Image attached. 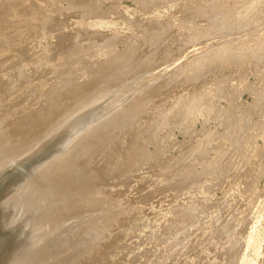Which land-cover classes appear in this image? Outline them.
<instances>
[{
	"label": "rangeland",
	"instance_id": "1",
	"mask_svg": "<svg viewBox=\"0 0 264 264\" xmlns=\"http://www.w3.org/2000/svg\"><path fill=\"white\" fill-rule=\"evenodd\" d=\"M36 1L39 3V5L42 4V9L45 8V10H42L44 13L42 15L44 16H39V13L35 12L33 14L21 12L20 9L19 11H16L13 7H11V9H8V11L0 16V31L3 32V34L2 32L0 33L2 35V37L0 38L2 39L0 40V79L2 80L0 81V86L4 84V81L6 84V80L4 79L3 74L7 73V71L5 70L7 69L6 67L9 66V64L8 66H6L8 61L10 63L14 61V58L12 59L13 55L16 54L14 55L15 60L16 57H21L20 52L22 51V48L27 44H29L27 48L31 47L30 49H32V51L27 54V56H24L28 57L29 55V59H25L28 60L29 63L27 62V64H23L25 68L22 67L23 65L21 67L19 66L22 70H20L19 68L20 71H18L17 73L18 76L20 75L19 78L21 79V83L19 82V86L23 84V80L25 82L23 84L24 86L22 85L21 87H19L17 84L9 85L14 88H9L12 89L13 95L17 89L19 90L15 93V98L18 99L14 98L15 101L10 103L5 100L6 103L4 104V99L3 102L1 101V99L3 98V96H1L3 95V92L2 89H0V116L3 114V110L4 113L11 107L16 110L19 103V107L21 106V109H23L22 107L25 108L26 105L27 107H29H26L27 110L26 108L23 109L25 112L28 111L30 107L32 108V111H30L33 112L38 109V106L39 108L41 106L42 110H44V107H47L48 102L53 100L52 95L53 98H55L57 101H60L58 100V96L60 97L64 94H67L66 92L61 93V91H64V89L66 90L67 87L62 89V86H58L60 88L58 89L54 85L52 88L51 85L57 81H61V83L63 81L65 82L67 77L71 78H68V83L66 81L64 85L68 86L66 84L69 83V85H73V76L71 75H74L73 72H76V70H81V67H84V70L86 68L87 70L90 69L92 71L95 69L94 71L98 70V72H100L102 68H106L104 69V71L102 69V71L105 75H107L105 72H108V70L111 71V68L108 67L113 64H124L130 61L132 58H134L135 60L137 56H141L140 54H142L143 57L141 56V58L139 57V59L145 61H147L148 58L152 57L154 53H156L155 55L157 56L160 55V52L153 48L154 44L155 46H157L156 48H158V46L160 48V45H158L160 42L171 40L168 44L173 45L174 42L172 40H174L177 34V38L179 40L194 38L193 40H196V43L202 41L203 39H206L207 41L204 40L203 44L196 47L195 51L193 50L191 53H188V57H183V59H181L180 61L175 62L177 64H173V66L171 65L170 67H168V69L166 68L161 70L160 67V69L157 68L158 70H156V67L152 66V62H156L158 60L163 61L164 54H162V56L158 58L155 57V60L156 58L158 59L156 61H153L154 58L152 59L151 66L152 68H155L153 70L150 69L149 62H146L143 67L145 68V66L149 64V68L147 66L146 68L148 69L145 68V71L142 67L143 69L141 68L142 71L139 72V75L141 76L142 73V75L150 78H147V84H150V82L152 81V77L154 80L158 81L160 80V77H162V79L167 78L168 74V80H164L165 83H167L171 77L170 75H174L173 73L169 74L173 71L174 68L179 67V64L185 61V59H189L191 57L192 59H194L201 56V54L203 55V53L210 54L203 55L204 57L209 56V58L205 57L207 59L206 60L203 59V56H201V61H198V63L196 62V65L199 66V68L192 74V76L194 75L195 78L199 77L204 79L206 78L204 75L206 70H208V72H212L216 69L213 72L211 82L208 84L207 89L205 88L201 94V96L203 97L199 98L202 100L201 103L198 102V94H195L189 90L188 87L191 85L190 83L189 85H184V83H182L181 86L178 85V83L181 82V80H178L180 79L179 77L177 79L178 82L175 81L173 82L174 84L171 82L172 86H165L166 90L165 87H163L164 81L162 82L163 84L161 82V84L159 83L160 87L159 85L157 86V83L159 81L154 82L155 84H153V86L156 85L154 86V88L156 89L157 87H159L155 90L152 86V89H154V93L155 91L157 93L160 91L158 93L160 95H166V93H170L166 96L164 95V98L170 96V98H168L167 100L165 99L164 102L167 101L166 103L168 104L172 101V105H170L169 103V105L166 106L163 103L162 106L158 108V111L163 112L161 113V115L164 118L160 117V126L159 124L156 125L157 127L155 126V131H158H156L155 133V135H157V138L155 136H148L145 131L146 126H143L139 123L134 124L133 126L135 127L133 129L138 130L137 132L140 131V136L141 134H143L141 138L142 141L144 140L145 142L140 141L139 146L143 147L144 145H148L147 151L144 148L145 146L143 147V151L146 152L143 155L146 157L145 160L147 161L142 160L144 163L142 161L139 162L136 158V161L132 164V160H130L131 162L126 161L128 162L127 164H129L130 162L132 166H123L122 164L118 165V162L116 165L117 167H115V169L113 168V178L109 180L108 183L103 185L105 199L107 198L106 196H108L106 202L108 203L110 199V202L115 204L114 206H117L118 208H116L118 210L117 211L113 206V208L117 211V213L115 210L113 212V217L115 215L114 218H110L111 220H107L105 217L102 218L100 216L101 211L97 210L99 213H95L96 217L94 214H92L93 216L89 214L90 216H92V220L95 223L97 222L95 225L92 224V220H87L90 217L89 215L88 217L84 215L82 218L87 220V223L84 221V223L81 222L82 219L81 221L77 220L80 222H78L79 224H77L79 229L76 228L77 225L76 227L75 225L72 227L77 231V233L74 229L73 232H70L72 228L68 230V232H70L69 237L72 236L71 239L66 238V240L68 239L69 241L68 243H70V241L71 243L74 242L73 238H78L76 240V243L78 242V245H80L81 243L83 244V247L81 249L76 248V251L79 250L78 252H81L79 253V255H75L77 257H73L74 259L77 258L78 261H75L72 258V260H74L73 263L264 264V0H256V3L255 0H206V2L205 0H143L145 3H143L142 0ZM80 3H82L83 8L86 5L85 7H87L88 9L91 6L90 3H98L97 7L99 9L97 8V10H100L98 11V14L101 13L103 9L106 10L105 12L107 13L102 12L101 14H105H103L102 16L100 14L95 15L94 10L96 11V13L97 10L96 6L94 5L96 4L91 6V8H95H92L93 11L89 9V12H87V8H82L83 11H81V9H78L77 6V4ZM202 3L204 4V6ZM216 3H220L222 7H216ZM74 5L79 11H75L76 9ZM99 5L101 8H103L102 10ZM200 5L201 7H203L200 8ZM47 7L49 8L48 11H50V8H54V10L52 9L53 11L51 10L50 12H47ZM196 7H199L197 8L199 9V13L203 11L202 14L204 13L203 15L205 17L201 18V16L203 15L194 12ZM226 7H228L230 10ZM210 9H212L211 11L213 12L208 11ZM222 9L226 10L223 11ZM80 11L83 12L85 16H83V14L81 16ZM226 11L227 13L225 14L224 12ZM77 12H79L80 16ZM92 12H94V15ZM50 14L52 17L50 16ZM223 14L225 16H223ZM227 14L229 15V17H227ZM46 16L50 17L45 19V21L47 20L48 22H51V19L54 20V18H57V23H59V29H57L60 31L61 26H63L65 28L62 27L61 30L65 31V35L68 36L70 34L67 38L64 33L62 34V32L60 31L61 35L65 36H63V39L65 38L64 40H66L67 38V42L69 41L68 43L66 42L65 45L68 47L65 46L63 48V53H57L58 50H62V48L58 47L59 45H61L60 42L64 41L61 40V38L56 37V35H58V31L53 30L55 31L53 32L51 29H47V26L44 27L43 25H40L42 24V20L46 18ZM103 16H106L105 19ZM225 17L227 18L225 19ZM78 19L79 21L82 19V21L79 22ZM94 20H98L99 23L98 21L96 22ZM62 21H66V25L62 24ZM60 24L62 25L60 26ZM69 25L70 28L68 27ZM88 25L90 26V29ZM78 27H80V31L77 29ZM87 27L88 30L91 31L94 30L101 33L105 31L107 32V34H109L108 36L104 33L101 38H99L100 36L91 38L93 39L94 43V41L97 42V38H99V40L101 41L106 35L107 38L105 37V39L101 41L102 44L100 43L102 47L98 44L100 47L99 49L98 45H94L99 41L97 43L95 42L94 44L92 43L95 46L94 48V46L91 44L92 40L90 38L87 39V36H98L101 33H97L95 35V32H91L90 34L86 32L88 31ZM160 27L161 32H158L157 30ZM7 28L9 31L7 30ZM81 28L82 30L86 29V31H84L88 33V35L83 32ZM76 29L78 30L77 32ZM162 29L167 30L163 32ZM183 31L184 34L182 33ZM195 31H197V33H195ZM75 33L76 36L78 34L80 35V33L81 35H78L79 37H75ZM158 33L161 34L158 35ZM193 33H195L194 36ZM171 35L174 36L173 39ZM206 35L209 37V39L206 38ZM3 36L8 38L9 40H4ZM29 37H34L35 39H29ZM26 39L28 41H26ZM37 41L40 43V45ZM25 42L26 44H23ZM63 43L64 42H62V44ZM57 44L58 46H56ZM126 44L127 46H125ZM147 44L150 47H148ZM186 44H188V41L186 42ZM42 45L43 48H41ZM163 45L165 44L162 43L161 46L166 47V45ZM206 47L209 49H207ZM27 48H25V50ZM139 48L143 49L144 51H139ZM162 50L164 51V49ZM34 52H36V54ZM90 52L91 54L93 53V57L91 54H89ZM137 52H139V54ZM158 52L159 54H157ZM32 53H34V55ZM117 53L122 54L117 57ZM31 54L33 55V57L31 56ZM113 54L116 55V57H114ZM23 55L26 54L22 53V56ZM89 55L91 58L89 57ZM72 56L74 58H72ZM120 56L122 57L121 60L119 59ZM75 57L76 60L80 58V61H77L79 65L82 64L81 61L86 63L88 60L89 64L83 63L79 67L77 62L74 61ZM34 58L35 60H37L35 61ZM31 59L34 62H32ZM112 59L114 61H112ZM115 59H118V61H116ZM123 60L125 61L122 62ZM202 60L206 62L203 63ZM71 61L75 63L73 64ZM108 61L116 62L111 64ZM64 62H67L68 64H65ZM96 62L98 63V65ZM178 62L180 63L178 64ZM199 62H202L203 64H200ZM159 63L163 62H156V65H160ZM132 64L129 65V69H135L139 66L138 63L136 65L134 64L135 67H133ZM83 65L89 66V68ZM201 65H203L202 68ZM99 67L102 68L100 69ZM203 67H205L206 70ZM66 70L68 71V73L66 72ZM155 70L158 72H156ZM37 71L39 72L37 73ZM92 71H90V73H92ZM144 71L146 73L143 74ZM66 74L67 76H65ZM59 75H62V78H64V75L66 79L64 78L65 80H57L58 77L61 78V76ZM165 75L167 77H165ZM196 75L198 76L196 77ZM75 76L77 77V75ZM184 76L185 73H183L181 77ZM210 77L211 76L207 78ZM70 79L72 82L70 81ZM78 79L79 81H83L82 79L84 78L81 77ZM75 80L76 79H74V81ZM176 82L177 86L175 85ZM57 83L59 84V82ZM47 84L51 85L48 86ZM170 88L171 90L173 89V92L171 91L172 93L169 90ZM24 89L27 90L25 91ZM47 89L51 93L49 92V95H44V93L48 91ZM74 91L76 92L75 89ZM142 91L145 92L144 89ZM164 91H166V93ZM22 92L23 94L21 95ZM67 92L70 93H68V96L70 95L68 97V101H66L67 99L63 101L64 103L68 104V102L70 101L73 102L74 97H72V95L75 96V93H71L73 92L71 89H68ZM176 92H179L177 93L179 95L175 94L173 96V93ZM77 93L80 94L81 92L79 93V91H77ZM18 94L20 95L18 96ZM171 95L173 97H171ZM6 98L7 97H5V99ZM169 99L171 101H168ZM19 101H21L22 103H26V105L21 104V102ZM57 101H55L54 104L57 105L62 102L60 101L58 103ZM37 102H39L40 105ZM15 104L17 107L15 106ZM60 105L64 104L61 103ZM164 105L166 106V108H168L165 109ZM181 105L184 106L183 109L181 108ZM179 108H181L182 111ZM21 109L19 108L17 110ZM17 110L16 112L18 114L16 116H19L18 120L20 122L25 117V113L22 112L23 110L21 112ZM27 113H29V111ZM176 114H178V117L176 116ZM174 115L177 118L176 121L173 120L175 119ZM56 118L57 116L53 120L52 118L47 119H49L50 122H48L52 124L56 121ZM31 128L33 131L28 134L29 137L27 136L21 139V141L19 138H17L18 140L16 139V141L18 143L14 141V138V140H11L12 142L10 141L9 143L14 144L15 142V144H19V142H21L20 144L26 145L27 142L22 143V140L25 141V139L27 138L26 141H28L29 139L39 138V135H41L42 133H40L39 130L36 131L37 128L33 129V125L31 126ZM142 132H144L145 134ZM120 133L118 134V137L121 136ZM20 134L25 135L23 131ZM126 139V135L121 136L118 147H116L117 153H119L118 155H120V153L122 154L126 151H130L132 152V155L134 157L133 152L137 151L138 146L135 144L130 147V145H127L129 144V142H127L128 140ZM152 140H156V142L160 140L162 147L158 148L159 152L161 153L160 150L161 148L163 149L162 154H160V158L162 159L158 161L159 164L156 162L157 165H153L155 164L154 161H152L154 159L150 160L149 158H147L149 156L147 153L148 151L156 150L154 144L151 145ZM104 143L101 142L100 144H97L99 146H97L96 144L92 146L89 145V151L87 150L88 154H85L84 156L86 161L91 160L90 158H94L92 160L93 162H91V166L88 165L90 166L89 168L92 167V169L95 167V170L93 169L94 171H96L97 166L101 167L102 164L104 165L107 163L105 160L108 157V146H105ZM187 151L190 154L186 158L185 152ZM31 160H34L33 157H31V159H28V161ZM104 161L106 163H104ZM167 162L170 163L168 164ZM96 163H98L97 166ZM134 165L136 168L133 167ZM18 167L19 165L13 164L10 165V167L8 166L7 169L0 173V189L5 184L7 178L12 175L18 169ZM119 167L120 169L124 167L125 171H119ZM89 168L87 169L90 170ZM132 168L135 170L133 171ZM188 168H191L189 169L190 171L188 170ZM127 169H130L131 171ZM155 169H158V172ZM178 169H180V171H178ZM175 170L179 175L175 173ZM135 176L138 177L136 178ZM124 181L125 183H127L125 184ZM92 186H94V184H92ZM122 192H124V194H121ZM107 193L111 194L109 195ZM109 196H111L112 198H109ZM131 198L133 199V201L131 200ZM139 199L140 201H138ZM87 212L89 213V211ZM83 213L85 214L86 212ZM84 217H86L87 219ZM99 220L100 222L98 223ZM89 221L92 222V225L89 223ZM80 224L82 227H86H83L82 229V227L80 228ZM78 232L80 233L78 234ZM73 233L74 236L72 235ZM75 233L82 236L77 237L75 236ZM83 235L85 238H83ZM78 240H80V242H83L79 243ZM90 242L92 244H89ZM93 244L96 247H94ZM98 245L99 249H102H97ZM87 246L89 247L87 249H90L91 251L84 249V247ZM82 249L85 251H83ZM92 249H94V252L95 250H99L101 252L100 253L98 251L100 255L96 251L97 254L94 257L91 256V254L93 253ZM86 251L87 253L89 252L88 255L86 254ZM80 254L83 255L81 256ZM94 254L95 253H93L92 255ZM88 256H91L90 259H93L91 261L90 259L87 260L89 258Z\"/></svg>",
	"mask_w": 264,
	"mask_h": 264
},
{
	"label": "bare ground",
	"instance_id": "2",
	"mask_svg": "<svg viewBox=\"0 0 264 264\" xmlns=\"http://www.w3.org/2000/svg\"><path fill=\"white\" fill-rule=\"evenodd\" d=\"M205 2H206V0H205ZM205 2H203V3H205ZM256 2L257 1L255 0V3ZM143 3H145V2L143 1ZM208 3H209V1H208ZM46 4H48V3H46ZM87 4H89V3H87ZM94 4H96V5H94ZM94 4L90 3L91 6L92 5L96 6V10H97V8H98L97 4L98 3H94ZM41 5H39V3L36 0H0V8H1L0 9V16H2V14H4L6 11H8V9H11V7H13L16 11H19V9H20L21 12H27V13H32V14L34 12L35 13H39L38 15L40 16V15L44 14L42 10H45V8L42 9L43 6L41 7ZM206 5H207V3H206ZM215 5H216V7L219 6V8L222 7V5H220V3H216ZM51 6H49V7H51ZM77 6H78V9H81V11H83L82 10V8H83L82 3L77 4ZM85 6H84V8L86 9L87 7H85ZM87 6H89V5H87ZM91 6H90L89 9H91L93 11L92 8H94V7L91 8ZM203 6H204V4H203ZM72 7H71V9H72ZM74 7L76 9L75 5H74ZM99 7H100V5H99ZM202 7L200 5V8H202ZM197 8H199V7H196L194 12L199 13L198 12L199 9H197ZM219 8H217V9H219ZM226 8L229 9L228 7H226ZM2 9H3V11H2ZM52 9L54 10V8H52ZM52 9L50 8V11ZM78 9H76L75 11H79ZM89 9H88V11L87 10H85V11L89 12ZM102 9L103 8H101V10ZM48 10H49V8L47 7L46 11L50 12ZM103 10H102V12L107 13V12H105L106 10H104V11ZM211 10L212 9H210L208 11L213 12ZM222 10L224 11L226 9H222ZM98 11H100V10H97V13H96V11L94 10L95 15H99L100 14L102 16L104 14V13L101 14L102 12L98 14ZM231 11H232V9H231ZM94 12H92L93 15H94ZM202 12L199 13V14L203 15L204 13L202 14ZM77 13L79 15V12H77ZM84 13H86V12H84ZM224 13L226 14L227 11L224 12ZM80 14L82 16L83 12H81ZM42 16H44V15H42ZM50 16H51V14H50ZM83 16H85V14H83ZM223 16H225V15L223 14ZM48 17L49 16H46V18H44L42 20V24H40V25H43L44 27L47 26V29H51L52 31L53 30L58 31V35H56V37L57 38L59 37V38H61V40H64L65 38L63 39V36L65 35V33H64L65 31L61 30V28L63 27L61 25L65 24L66 21L65 22L62 21V24H60V26H61L60 31L62 32V34L64 33V35H61V32L58 30L59 29V25H58L59 23H57V18L56 19L54 18V20L51 19L52 20L51 22H48L47 20L45 21V19H47ZM103 17L105 19L106 16H103ZM202 17H205V16L203 15V16H201V18ZM227 17H229L228 14H227ZM227 17H225V19ZM55 20H56V22H55ZM78 21H79V19H78ZM81 21H82V19L79 22H81ZM94 21H96V20H94ZM98 23H99V21H98ZM94 24H96V23H94ZM197 24H198V21H197ZM6 25H7V23H6ZM81 25H82V23H81ZM181 26H180V28H181ZM184 26H186V25H184ZM194 26H196V25H194ZM68 27L70 28V25ZM63 28H65V27H63ZM162 28H164V27H162ZM190 28H192V27H190ZM77 29L80 31V27H78ZM77 29H76V32L78 31ZM89 29H90V26H89ZM167 29H165V30L162 29V31L164 32ZM7 30H8V28H7ZM81 30H82V28H81ZM84 30L86 31V29H84ZM84 30H82V31L85 32ZM87 30H88V27H87ZM160 30H161V27L157 31L161 32ZM8 31H6V32H8ZM197 31H195V33H197ZM1 32L2 31H0V33ZM53 32H55V31H53ZM83 32H81V33H83ZM86 32H88L90 34H91V32H93V33L95 32V35L97 33H101V32H96L94 30H92V31L88 30ZM151 32H153V31H151ZM151 32H149V33H151ZM81 33H80V35H81ZM88 33H86V34L88 35ZM104 33L109 36V34H107V32H105V31L103 33H101L102 35L101 34L98 35V36L97 35L96 36L93 35L91 37H89L87 35L86 36L88 37L87 39H89V38L91 39V38L99 37V36H100L99 38H101V36H103ZM154 33H157V32H154ZM182 33L184 34V31ZM195 33H193V36H194ZM2 34H3V32H2ZM159 34H161V33H158V35ZM69 35L68 36L65 35V36L68 38ZM78 35L76 36V33H75L74 36L75 37H79L80 35L79 36ZM82 35H85V34H82ZM106 35L103 37V39L101 41H103L105 39ZM110 35H111V33H110ZM1 37H2V35L0 34V38ZM31 37H29V39ZM173 37L174 36H172V39H173ZM177 37H178V34L176 35L174 40H172L174 42L173 45L172 44H168L171 40L170 41L169 40L168 41L167 40H165V41L163 40L164 42H160L158 44V45H160V48H159V46H158V48H156L157 46H155V44H154L153 48L156 49L157 51H159L160 55L157 56V55H155L156 53H154V55H152V57L149 56L150 58H148L147 61L139 59V57L141 58L142 54H140L141 56H137L136 55L137 57L135 58V60H134V58H132L131 60L129 59L130 61H128V62H126L124 64H120L119 63V65L118 64L111 65L112 63H115L116 61H118V59H115L116 60L115 62H111V61L109 62L108 61L109 63H111L110 64L111 66L108 67V68H111V71H109L108 68H107V70L109 72V73L105 72L107 75H105L104 72H103L104 69H106V68L103 69L101 67L103 69V71H102V69L99 67L102 72L101 71L98 72V70L94 71L95 69L93 71L90 70V69L87 70V68L84 70V67H81V70L80 69H79V71L76 70V72H78V73L73 72L75 70L72 71L74 73V75L73 74L71 75V76H73V80H72L73 81V85L72 84L69 85L70 83L66 84L68 86H65L64 84H65L66 81L68 83V80H69L68 78H71V77H67V79H66L65 76H67V74L65 76L63 75V77L66 79L65 82L63 81L64 83L63 82L61 83V81H57V82H59V84H60L59 85L57 82L52 81V82H55L56 84L55 83L54 84L51 83L52 85L49 84V85L52 86V88H53V85L56 88H58V89H60L58 86H62V89L67 87L66 90L64 89V91H61V93H63V92L65 93L66 92L67 94L66 95L65 94L64 95L61 94L63 96H60V97L58 96V98H59L58 100H60L62 102L57 101L55 98H53V95H52V99L53 100L48 102V105H47L46 108L44 107V110H42L41 106H40V108L38 106V109H36L38 111L35 110V111L31 112L32 108L30 107V109L28 110L29 113H27L28 111L25 112L23 110V109H25L27 107L26 103H22L21 101H19V102H21V104H25L26 105L25 108L22 107L23 109H21V106L19 107V105H20V103H19L18 107L21 110H17L19 108L15 104V106L17 107L16 108L17 111L21 112L23 110L22 112L25 113L24 114L25 117L23 116L24 118L20 122L18 120L19 116H16L18 113L16 112L15 109H13L11 107L10 109L7 110V108H6L7 111L5 110L6 111L5 113H4V110H3V114L0 116V173H2V171L7 169L8 166L10 167V165H13V164L19 165V167L12 175L9 174L10 176L7 178L5 184L0 189V264H70V263H73L74 260L75 261L77 260V258L74 259L73 257L76 254L79 255V253L81 252V251L78 252L79 250L76 251V248L77 249H81L83 247V244L81 242H83V241L80 242V240H78L79 243H81L80 245H78V242L76 243V240L78 238L77 239L73 238L74 242L71 243V241H70V243H68L69 241H68V239L66 240V238L71 239L72 236L69 237L70 236L69 234H70V232H73L74 228H72V227L74 225L76 227V225L80 223L79 221H81V219H82L81 222L84 221L86 223H87V220H92V216H93L92 214L95 215V213L98 212V211H101L100 212V216L102 218L105 217L107 220L108 219L111 220L112 218L115 217V215L113 217V214H114L113 212L117 208V206L115 207L114 206L115 204L110 202V199H109L108 203L106 202L107 199H108V196H106L107 198L105 199L103 185L108 183L109 180H111L113 178V176H114L113 175V168L115 169V167H117L116 165H117L118 162H119L118 165L122 164L123 166H125V165L132 166L131 164L134 163L136 161V159L139 162L142 161V160L144 161L146 159V157L143 155L146 152H144L143 149L145 148V150L147 151L148 145L147 146L144 145L145 146V147L143 146L144 148L139 146L140 141H142L141 136L143 134H141V136H140V134H139L140 131L137 132L138 130L133 129V128H135L133 126H134V124H138V123L142 124L143 126H146L145 131L148 134V136H150V137H154L155 136L157 138V135H155L157 130L155 131V128L157 127L156 125H158L159 122H160V119H161L160 117H162L161 113H163V112L158 111L159 110L158 108L160 106H162L163 103L166 106H168L169 103H170L169 102L167 104L166 103L167 101L164 102V100L165 99L167 100L168 98H170V96L167 97V98L166 97L164 98L165 94L164 95L158 94L160 91L158 93L155 91V93H154L153 90L155 89L154 86H156V85L153 86V84H155L154 82H156L157 80H154L153 77H152V79H151L152 81L150 82V84H147L146 81H147V78H149V77H146L145 75H142V73H141V76H140L139 72L142 71V69L144 68L143 66L146 64V62L147 63L149 62L151 70L155 69V68H152V66L156 67V70H158L157 68L160 69V67H161V70L166 69V68L168 69V67H170L171 65L173 66V64H177L175 62L180 61L181 59H183V57L184 58L188 57L189 56L188 53H191L193 50L195 51L196 47H198L201 44H203V41L206 40V39H203L202 41L196 43V40H193L194 38L193 39H181V40H179ZM190 37H192V36H190ZM3 38L6 41L9 40L8 38H6L4 36H3ZM11 38H12V36H11ZM67 38H66V40L60 42L61 45L58 46L59 43L56 45L59 48H62V50L60 49L61 51H59L57 49L58 50L57 53H60V52L63 53L64 52L63 48L66 46L65 44H66V42L68 40ZM99 38H97V42L99 41L98 43L96 41H94V43L96 42L97 44H94L93 43V39H91L92 40V41L90 40L91 44L93 43L94 45H98V44L100 45L101 41L99 40ZM165 38H167V37H165ZM206 38L209 39L208 36ZM31 39H35V38L33 37ZM0 40H2V39H0ZM110 40H111V38H110ZM160 40H161V38H160ZM26 41H28V40L26 39ZM128 41H129V39H128ZM187 41H188V44H190V45L186 44ZM32 42H33V40H32ZM62 42H64V43L62 44ZM103 43H105V42H103ZM106 43H107V41H106ZM162 43L165 44L166 47H162L161 46ZM23 44H26V42L23 43ZM38 44L40 45L39 42H38ZM124 44H125V42H124ZM148 44H147V46H148ZM99 45H98V49L100 48ZM110 45H112V44H110ZM165 45H163V46H165ZM28 46H29V44L25 45L22 48V51H24V52H22V51L20 52L21 53V57L18 56V58L16 57V60H15V56L14 55H16V54H14V55L12 54L13 55L12 59L14 58L13 59L14 61L12 60L13 62L10 63L8 61L9 60L8 59L7 60L8 63L4 62V63H7V65L5 64L6 66H8V64H9L8 67L10 68L9 69L8 67H6L8 69V70L7 69L5 70V71H7V73L3 74L4 79L6 80V84H5V81H4V84L2 83L3 85L0 86V89H2V92H3V93L1 92L3 94V95H1V96H3L1 101L3 102V99H4V102H3L4 104L6 103L5 100L8 101V103H10V102H14L15 99H18V98H15L16 97L15 93L17 91H19V90L17 89L14 92V95H15L14 96L13 92H12V89H14V88H12L9 85L10 84L11 85L17 84L19 86V82L21 81V79L19 78L20 75L18 76L17 73H18V71L22 70L20 67L23 64H27V62H28V60H25V59H27V58L29 59V55H28V57H24V56H27V54H29L32 51V49H30L31 47L27 48ZM125 46H127V44ZM66 47H68V46H66ZM148 47H150V46H148ZM25 48H27V49L25 50ZM41 48H43V45H42ZM94 48H95V46H94ZM132 48H134V47H132ZM49 49H50V47H49ZM162 49H164V51ZM207 49H209V48H207ZM20 50H21V46H20ZM73 50H75V49H73ZM76 50H78V49H76ZM139 51H144V50L140 49ZM159 52L157 54H159ZM22 53H25L26 55L22 56ZM34 53L36 54V52H34ZM34 53H32V54L34 55ZM137 53L139 54V52H137ZM32 54H31V56L33 57ZM41 54H43V53H41ZM89 54H91V52ZM121 54H118L117 57H119V55H121ZM162 54H164L163 55L164 59H163V61L162 60L159 61L157 58L162 56ZM204 54L207 55L208 53H203V55ZM91 55L93 57V53ZM203 55L201 54V56H203ZM208 55H210V54H208ZM201 56H199L197 58H194V59H192V57L189 58V59L187 58L182 63L178 62V64L180 63L179 64L180 66L176 67V68L172 67L174 69L169 74L173 73L174 75H170L171 77H170L169 81L168 82L166 81L167 83H165V81H164L166 79L168 80V78H169V75L167 74L168 77L165 75V77H167V78L162 79V77H160L161 81L160 80H158L159 82L157 81L158 82L157 86L159 85V87H160V84L163 81H164L163 82L164 83L163 87H165V86L167 87L169 85L172 86V83L177 81V79L179 77L180 79H178V80L179 81L181 80V82L178 83L179 86H181L182 83H184V85L185 84L189 85V83H190L191 85L188 88H189V90L191 92H193L195 94L196 93L198 94L197 95V99L203 97V96H201V94H202V92H203V90L205 88L207 89L208 84L211 82L213 72L216 69L213 70L212 72L211 71L208 72V70H206L205 67H203L206 70V72L204 73L206 78H204V79L203 78H199V77L195 78L194 75L192 76V74L196 70H198V68H199V66H197L196 64L198 63V61H201V59H202ZM70 57H71V55H70ZM89 57H90V55H89ZM114 57H116V55H114ZM155 57H157L156 60H158V61L155 60ZM205 57L209 58V56H205ZM205 57L203 56V59H206ZM35 58H34V60H35ZM48 58H49V56H48ZM72 58H74V57L72 56ZM153 58H154L153 61L163 62V63H159L160 65H156V62H152ZM119 59L121 60L122 57L120 56ZM190 59H192V60H190ZM78 60H76V57H75L74 61L77 62ZM31 61H32V59H31ZM88 61L86 63L89 64ZM112 61H114V60L112 59ZM124 61L125 60H123L122 62H124ZM202 61H203V63L206 62L204 60H202ZM32 62H34V61H32ZM78 62H77V64L79 65ZM151 62H152L153 65L151 64ZM81 63L83 64L84 62L81 61ZM86 63H84V64H86ZM137 63L139 64V66L137 65L138 68L136 67L137 69L136 68L132 69L131 67H130L131 69L128 68L130 64H132L133 67H135L134 64L136 65ZM203 63L201 62L200 64H203ZM82 64H80L79 67ZM149 64L147 65L148 68H149ZM97 65H98V63H97ZM165 65H167V66H165ZM61 66H63V65H61ZM83 66H86V65H83ZM147 66H145V68ZM202 66L203 65H201V68H202ZM22 67L25 68L24 65ZM86 67L89 68V66H86ZM19 68H20V70H19ZM82 68H83V70H82ZM145 68H144V70L146 71V69H148V68H146V69ZM56 70H57V68H56ZM64 70H65V68H64ZM84 71H86V72H84ZM90 71H92V73H90ZM145 71L143 72V74L146 73ZM38 72L39 71H37V73ZM66 72L68 73L67 70H66ZM149 72H150V70H149ZM156 72H158V71H156ZM183 73H185V76L181 77ZM75 75H77V77ZM198 75H196V77ZM59 76H61V78L58 77L57 80L58 79H62V80L64 79V78H62V75H59ZM209 76H211V77L207 78ZM81 77L84 78V79H82L83 81H81V80L79 81L78 78H81ZM157 77H158V75H157ZM74 79H76V80L74 81ZM45 80H46V77H45ZM0 81H2V80L0 79ZM70 81H71V79H70ZM148 81H150V80H148ZM22 82H23V84L25 83L24 80ZM177 82L175 84L176 86H177ZM23 84H21V86ZM145 84H147L148 86L145 85ZM21 86H19V87H21ZM152 86H153L154 89H152ZM10 87L12 89H9ZM159 87H157V88H159ZM161 87H162V85H161ZM166 87H165V90H166ZM147 88H148V90H147ZM68 89H71L73 91L71 93H73V94L75 93L74 94L75 96L72 95V97H74L73 102L69 100L70 102H68V104H67V103H64L63 100L67 99L66 101H68V97L70 96V95L68 96V93H69V92H67ZM74 89L76 90V92L74 91ZM143 89L145 90V92L142 91ZM24 90L26 91L27 89H24ZM146 90H147V92H146ZM169 90H170V92L171 91L173 92V89L171 90V88H170ZM77 91H79V93L80 92L81 93L78 94ZM49 92L50 91L48 90L47 92L44 93V95L45 94L49 95L51 93V92L50 93ZM164 92L166 93V91H164ZM179 92L173 93V96L175 94L179 93ZM181 92H182V89H181ZM22 94H23V92L21 93V95ZM138 94H140V95H138ZM168 94H170V93H168ZM168 94L166 93V95H168ZM12 95H13V97H12ZM19 95L20 94H18V96ZM55 95H56V92H55ZM177 95H179V94H177ZM173 96L171 95V97H173ZM5 97H7L8 100H7V98L5 99ZM36 98H38V97H36ZM143 98H145L146 101ZM55 101H57L58 103L60 102V104L63 103L64 105H60V104L56 105V104H54ZM168 101H171V100L169 99ZM201 101H202L201 99L198 100V102H200V103H201ZM37 103H39V102H37ZM171 103H172V101H171ZM171 103H170V105H172ZM181 103H183V102H181ZM12 105H13V103H12ZM39 105H40V103H39ZM42 106H44V105H42ZM166 106H165V109L168 108V107L166 108ZM181 106H182L181 108L183 109L184 106L183 105H181ZM13 107H14V105H13ZM27 108H29V107H27ZM27 108H26V110H27ZM181 108H179V109L181 110ZM39 109H41L42 111L39 110ZM177 115L178 114H176V116ZM56 116H57L56 121L54 123H52V124L49 123L50 121L47 118H52V120H53V119H55ZM176 116L174 115L175 119H173L175 121L177 119ZM179 116H182V115H179ZM58 117H60V118H58ZM167 117H169V116H167ZM162 118H164V117H162ZM42 120H43V123H42ZM44 122H45V124H44ZM48 124H50V125H48ZM30 125L31 126L33 125V129L37 128L36 131L39 130L40 133H42L41 135H39L40 137L36 138V139L35 138L34 139H29L30 141L29 140L26 141L27 138L25 139V141L22 140L23 141L22 143H26L27 142L26 145L20 144L21 142H19V144H15L14 141H16L17 138H19L20 141H21V139L27 137L28 134L31 131H33ZM34 126H35V128H34ZM159 126H160V124H159ZM22 131L25 133V135L26 134L27 135L25 136V135L20 134ZM119 133L121 134V136L126 135V137H127L126 140H128L127 142H129V144H127V145H130V147H131L132 145L136 144L138 146L137 151L133 152L134 157L132 155V152H130V151H126V152L123 151L124 153H122V154L120 153V155H118L119 153H117V150H116L117 148L116 147H118V144H119L120 139H121V136L118 137ZM142 133H144V132H142ZM19 135H21V136H19ZM14 138H15V140H14ZM153 139H155V138H153ZM11 140H14L13 141L14 144L13 143H11V144L9 143ZM101 142H103V143L105 142L104 143L105 146H108V157L105 160L107 163L104 161V163H106V164H104V165L102 164L101 167L97 166L98 163H96L97 167H96V171H94L95 167L93 168L94 170L92 169V167L89 168L91 166V164H92L91 162H93L92 160L94 158H90L91 160L87 159L89 161H86L84 156H85V154H88L87 150H88L89 145H91V146L95 145V144L97 145V144H100ZM143 144H145V143H143ZM152 144H154V146L156 147L155 148L156 150L155 151H148L147 153H148L149 156L147 158H149L150 160L154 159V160H152L155 163L153 165H157V163L159 164L158 161H160L162 159V158H160V154H162V150L163 149L161 148V150H160L161 153H160L159 149H158V148L162 147L160 140H158L157 142H156V140L155 141L152 140L151 145ZM97 146H99V145H97ZM104 149H106V148H104ZM121 149H123V148H121ZM101 150H102V148H101ZM105 152H106V150H105ZM185 153H186L185 156L187 158V156H189L190 153L188 151L185 152ZM96 155H97V153H96ZM8 156H9V158H8ZM31 157H33L34 160L28 161V159H31ZM11 160H13V161H11ZM130 160H132V162ZM126 161H130L131 164H130V162H129V164H127L128 162H126ZM145 161H147V160H145ZM187 163H188V161H187ZM88 165H90V166H88ZM171 166H172V164H171ZM120 167H122V166H120ZM120 167H119V169H120ZM133 167H135V165ZM152 167H154V166H152ZM87 168H89L90 170H88ZM146 168H147V166H146ZM163 168H165V167H163ZM167 169H168V166H167ZM180 169H178V171H180ZM189 169H191V168H188V170ZM122 170L125 171L124 167L122 169H120L119 171H122ZM127 170H130V169H127ZM134 170L135 169H133V171ZM155 170H157V172H158V169H155ZM153 172H155V171H153ZM161 172H163V171H161ZM175 173H177V175H179L178 172H176V170H175ZM130 178H132V177H130ZM130 181H132V180H130ZM124 183H125V181H124ZM92 184H94V186H92ZM145 189H146V187H145ZM142 193H144V192H142ZM107 194H109V193H107ZM121 194H124V192H122ZM110 197L111 196H109V198ZM131 200L133 201L132 198H131ZM138 201H140V199ZM125 202H127V201H125ZM113 206L115 207V209L113 208ZM87 211H89V213ZM117 211H116V213H117ZM83 212H86V213L84 214ZM98 213H97V215H98ZM89 214L92 215V216H90ZM84 215L87 216V217L89 215L91 217V219H90V217H89V219L84 217L87 220L83 219L82 217ZM95 217H96V215H95ZM77 220H79V221H77ZM74 221H76V222H74ZM73 222H74V224H73ZM99 222H100V220L98 221V223ZM89 223L91 224L92 222L89 221ZM96 223L93 221L92 224L95 225ZM81 227L82 226L80 224V228ZM83 227H86V226H83ZM83 227H82V229H83ZM76 228H78V225H77ZM68 230H70V232H68ZM81 230H79V231H81ZM75 232L77 233L76 230H75ZM67 233H68V235H67ZM79 233L80 232H78V234ZM83 233H81V234H83ZM78 234H76L75 236H77V237L78 236H80V237L82 236V235H78ZM72 235L74 236V233ZM84 235H83V238H85ZM81 240H82V238H81ZM84 240H86V239H84ZM86 244H87V242H86ZM89 244H92V243L90 242ZM88 246L84 247V249H87V248L90 247V246L89 247ZM94 247H96V246L94 245ZM97 247H98L97 249H99V245ZM100 249H102V248H100ZM68 250H69V252H68ZM87 250H90V249H87ZM93 250L94 249H92V252L95 253V254L92 255L93 254L92 253L91 256L94 257L98 253L99 250L98 251L95 250V252ZM83 251H85V250H83ZM96 251H97V253H96ZM88 253L86 251L87 255H88ZM80 255L82 256L83 254H80ZM91 256H88L89 258L87 260H89L91 258ZM75 257H77V256H75ZM72 258L74 260H72ZM92 259H90V261ZM75 263L76 262H74L73 264H75ZM85 263H87V262H85Z\"/></svg>",
	"mask_w": 264,
	"mask_h": 264
}]
</instances>
